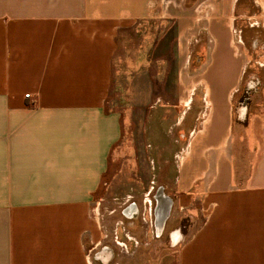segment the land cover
Instances as JSON below:
<instances>
[{"label": "crops", "instance_id": "obj_1", "mask_svg": "<svg viewBox=\"0 0 264 264\" xmlns=\"http://www.w3.org/2000/svg\"><path fill=\"white\" fill-rule=\"evenodd\" d=\"M237 1L0 0V264H264V92L258 110L233 116L247 67L235 47ZM253 2L264 15V0ZM168 18L179 71L201 33L210 61L204 55L202 81L174 101L183 108L173 122L143 114L144 147L161 155L167 138L178 146L172 175L148 157L146 177L124 188L108 174L123 129L107 108L118 37L158 20L162 42ZM220 40L239 62L213 100L205 72L215 63L218 75L226 71L225 55H214ZM101 247L105 259L94 256Z\"/></svg>", "mask_w": 264, "mask_h": 264}, {"label": "rangeland", "instance_id": "obj_2", "mask_svg": "<svg viewBox=\"0 0 264 264\" xmlns=\"http://www.w3.org/2000/svg\"><path fill=\"white\" fill-rule=\"evenodd\" d=\"M237 5L236 13L238 17H236L235 28L237 33L241 35L242 43L240 45L239 42H236L235 47L237 51L245 56L243 58L247 67L240 77V90L238 94H235L233 109V116L235 117L238 115V109L242 106L247 107L248 113H254L256 109L258 110V100L261 99L262 95L256 97V93L261 94L264 92V63H262L264 62V15H259V6L253 0H238ZM157 21L151 20L148 26H137L133 30L122 31L118 37V50L113 63L112 90L107 108L120 114L123 129L118 147L115 148L118 158L113 156L114 161L110 163L111 167L108 174L109 177L115 176L118 178L113 183L122 184L124 188L127 179H143V177H146L147 172L144 170L142 162L143 160L148 161V157L154 159V165L157 167L156 172L159 171L158 167L161 166L163 169H161L162 175H172L174 168L172 156L178 146L174 147L172 140L167 138L166 150L161 155L158 154L153 144V148L144 147V138L142 139L143 114L148 113V111L156 115L162 114V117L167 119V125L173 122L175 114L183 108L178 105L177 107L173 106L174 101H177L178 96L179 98L182 97V100L186 98L187 88L192 82L202 81L204 77L202 73L204 55H206L208 61H210L211 56L210 49L204 50L207 38H205V33H201L198 39L199 42L190 45L188 72L187 69L185 72H180L179 63L181 58L176 57V28L171 25V19L168 18L166 20L167 35L164 37V41L159 42L160 28ZM231 53L232 49L229 50L224 41H219L218 48H216V45L214 46L216 59L221 54L225 55L226 71L224 75H218L215 63L205 72V78L209 81L212 89L211 98L213 100L216 99L213 95L215 85H219L221 90H226L234 81L233 68L239 61L231 59ZM160 55L166 56H164L165 58L162 59L161 63L158 62ZM177 71L179 72L177 73ZM247 86H251L252 89H246ZM258 87H262L263 90H258ZM254 88L257 89L256 92H254ZM201 92L202 89L199 85L195 90V102L201 99ZM159 94L161 95V102L156 101ZM150 104L154 108H150ZM158 108L160 110H157ZM151 129L150 131L147 130L148 134L146 133L145 142H148V137L152 141L154 139L155 130ZM236 174V176L239 175L238 170ZM243 175H245V170ZM139 187L141 189V186ZM107 188L109 190L110 187L107 186ZM111 193L108 191L107 195L111 196ZM121 194L123 193L118 192V196ZM104 202L108 208L113 205V203L106 200ZM120 214L121 212L119 216ZM137 238L140 239L138 235ZM166 240V252L170 257L172 250L168 239ZM163 243H165L164 239L158 243L157 248H159V245L163 248ZM153 246L155 247V245ZM140 249L136 251V258L145 252L142 251V248ZM161 252L163 253L165 250H161Z\"/></svg>", "mask_w": 264, "mask_h": 264}, {"label": "water", "instance_id": "obj_3", "mask_svg": "<svg viewBox=\"0 0 264 264\" xmlns=\"http://www.w3.org/2000/svg\"><path fill=\"white\" fill-rule=\"evenodd\" d=\"M170 204L164 209V211H160L157 215L156 227L157 230L162 229L164 222L169 214Z\"/></svg>", "mask_w": 264, "mask_h": 264}, {"label": "flooded vegetation", "instance_id": "obj_4", "mask_svg": "<svg viewBox=\"0 0 264 264\" xmlns=\"http://www.w3.org/2000/svg\"><path fill=\"white\" fill-rule=\"evenodd\" d=\"M242 101H243V99H242ZM245 101V100H244ZM244 107L245 106H242L240 109H238V115H239V111H240V115H241V111L242 110H244ZM243 108V109H242ZM244 112V111H243ZM131 210H132V208L131 207H129L127 210H125V213L126 214H131ZM107 252V249L105 248V247H101V249L100 250H98V251H96L95 253H94V256L95 257H98L99 259H105V255H104V253H106ZM102 256V257H101Z\"/></svg>", "mask_w": 264, "mask_h": 264}, {"label": "bare ground", "instance_id": "obj_5", "mask_svg": "<svg viewBox=\"0 0 264 264\" xmlns=\"http://www.w3.org/2000/svg\"><path fill=\"white\" fill-rule=\"evenodd\" d=\"M242 109H243V108H242ZM243 111H244V110H242V111H241V116H242V115H243V113H244Z\"/></svg>", "mask_w": 264, "mask_h": 264}]
</instances>
